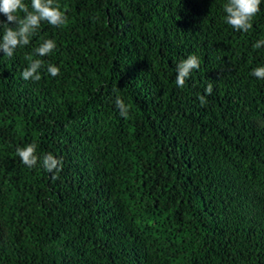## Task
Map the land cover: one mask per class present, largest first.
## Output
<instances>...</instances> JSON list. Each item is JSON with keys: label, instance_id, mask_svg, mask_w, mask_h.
Here are the masks:
<instances>
[{"label": "trees", "instance_id": "16d2710c", "mask_svg": "<svg viewBox=\"0 0 264 264\" xmlns=\"http://www.w3.org/2000/svg\"><path fill=\"white\" fill-rule=\"evenodd\" d=\"M54 2L66 26L0 53V264H264V0L247 33L228 0ZM31 143L62 160L58 179L22 163Z\"/></svg>", "mask_w": 264, "mask_h": 264}, {"label": "clouds", "instance_id": "9594fccd", "mask_svg": "<svg viewBox=\"0 0 264 264\" xmlns=\"http://www.w3.org/2000/svg\"><path fill=\"white\" fill-rule=\"evenodd\" d=\"M261 2L262 0H228L223 5V10L226 13L225 22L238 32H249L253 27L254 18L261 10ZM20 13H23V16ZM0 17H3L0 18V28L3 29V34L0 35V53L9 58L18 48H23L31 43V38L40 29L42 22H47L54 27L66 26L68 23L65 11H62L60 5L56 4L54 0H31V8L24 0H0ZM13 25L15 27H12ZM56 47L54 40L46 39L34 49V53L40 57L48 56L56 50ZM253 47L255 49L264 47V40L257 41ZM25 59L28 61V66L24 68L21 74L22 78L25 81H40L42 60L33 59L32 55L26 56ZM199 67L200 61L196 55L192 54L183 59L176 66V85L183 88L192 71ZM47 72L56 77L59 75L60 69L55 65H49ZM251 75L258 79H264V67H256ZM205 91L210 96L213 93V84L209 83ZM198 99L202 107L208 103L205 95L199 96ZM115 105L119 109L120 116L127 119L130 105H127L120 96L116 97ZM16 154L28 168H36L39 162L44 170L53 173V180L58 179L59 173L63 171L62 160L51 153L41 157L37 154L35 143L17 148Z\"/></svg>", "mask_w": 264, "mask_h": 264}]
</instances>
